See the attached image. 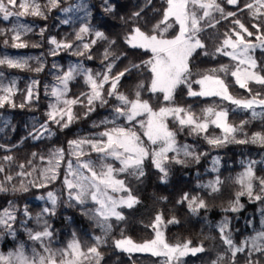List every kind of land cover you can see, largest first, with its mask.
Masks as SVG:
<instances>
[{"label":"snow or ice","instance_id":"snow-or-ice-1","mask_svg":"<svg viewBox=\"0 0 264 264\" xmlns=\"http://www.w3.org/2000/svg\"><path fill=\"white\" fill-rule=\"evenodd\" d=\"M150 3L151 0H148ZM162 19L153 26L150 32L142 31L139 26L133 27L124 37L125 43L132 49H143L150 52L151 56L140 63L129 62L122 70L113 71L116 62L121 58H127L126 54H115L113 45L116 41H108V46L101 54L102 71H93L86 68L83 63L71 64L66 71L55 76V83L47 91L53 99L48 104L45 112L46 120L29 132L28 136L33 140H42L45 137L55 135L52 125L60 131L70 128L80 119H87L98 107L103 108L109 104V98L117 103L112 106L111 119L105 117L99 122H93L92 127L104 126L103 131H98L87 136H77L67 141V148L56 147L52 149L47 158V164L39 172V180L29 183L32 187L46 188L48 184L55 182L60 177V169L64 166L62 183L67 190L68 201L78 205H85L89 201L95 206L85 211L90 215L103 235L93 238V243L87 248L82 247L78 239L73 238L66 247L53 249L50 241L53 237L51 225L44 217L55 215L57 195L48 191L39 199L47 200L52 207H44L35 217L40 230L34 231L26 228L28 237L38 242L40 250L33 247L31 254L25 251L21 244L15 250L6 255L0 253V264H101L103 254L101 247L107 243V236L112 230L110 220L124 221L125 216L119 209L133 208L140 203L133 194L127 177L141 181L146 176L145 163L150 165L160 174L161 182L166 183L171 164L187 165L189 159L199 163L202 156L207 153H198L192 145L180 144L177 134L187 130L188 135L202 137L211 148H222L228 144H251L264 148V130L253 132L251 135L244 132V126L251 120L264 121V65L258 63L255 52L264 50V0H164ZM60 0H47L43 6L39 0H0V19L9 21L15 17L17 22L10 29L0 28V36L8 38L2 41L3 45L12 48H27L29 44L22 40L23 35L33 31L32 26L19 22V18L25 16L47 19V12L58 7ZM228 6H232L229 10ZM83 7V5H81ZM106 11H112L107 7ZM63 11L68 12L65 8ZM247 15L248 22L241 19V15ZM136 12L133 17H139ZM221 21H228V29L220 34L215 49L209 52L201 34L207 29H216ZM67 23V21H64ZM174 26L178 30L171 37L166 34ZM93 33V29L85 24L74 34V41H58L55 37H48L47 43L53 45L50 54L55 56L58 51L72 49L75 41L81 43L75 45L74 55L83 56L88 60L94 57L92 47L98 40H106L101 31H94L95 39L84 42L85 35ZM10 34V36H9ZM39 35L44 36V29ZM254 38V39H249ZM32 47H40L32 44ZM215 58L217 55L228 57L231 63L220 64L198 72L197 79H193L190 64L195 56ZM36 59L38 64L32 68L29 60ZM57 67V65H53ZM28 70L36 73L44 70L39 58H13L8 55H0V109L5 105L12 108H24L34 100L39 99L37 86L39 81L33 79L24 90V102L17 105L14 97L19 89L16 80L4 83L3 69ZM146 70L150 73L148 87L145 88L141 81L136 85L133 98H129L121 92V80L133 71ZM80 77L83 79L85 91L78 95L70 96V82ZM231 80V82H229ZM199 85V90H194L193 85ZM253 85L259 86L253 90ZM184 86L189 97L218 98L214 102L200 109L199 113L193 110L191 105L181 106L175 102L177 90ZM238 86L249 93L248 98L236 97L230 92L231 87ZM149 92L154 96L162 94L165 102L159 107H153L149 99H143L142 92ZM227 102L234 107L231 109L223 106ZM82 109L77 112L76 108ZM257 108L260 111H257ZM237 110L251 113L249 120H241L239 124L229 121L230 111ZM123 118L127 126L118 124ZM139 118V119H138ZM170 122L172 127H170ZM138 124V128L135 126ZM111 125V127H108ZM219 129L220 134L209 133V128ZM242 134L243 138H238ZM12 147H15L13 145ZM0 149L10 151L5 145ZM95 153L97 160L91 158ZM169 153H172L170 156ZM36 157L38 153H32ZM4 161H11V155H5ZM118 162L117 167L115 163ZM218 158L213 159V165L218 164ZM29 164L31 161L28 162ZM264 164V161L250 160L244 170L238 174L236 183L240 190L235 199L230 203L225 212H238L243 208L240 197L247 196L250 201H264V176L257 175L256 164ZM21 169L24 165H19ZM5 169L0 165V172ZM36 171V169H33ZM122 174L126 178H119ZM18 175H31V173L19 172ZM7 181L12 176L6 177ZM222 181L217 177L200 187L207 188L211 193L218 192ZM28 185L21 182L19 189L13 187L12 191L27 192ZM9 189L5 183L0 182V193H6ZM179 204H187L193 214L208 207L201 196L184 193L177 201ZM26 217L24 223L33 219L27 206L23 209ZM17 219V209L13 202L9 201L8 207L0 209V232L15 235L14 223ZM175 216L165 220L162 213H157L153 221L145 227H150L155 237L143 243H136L129 236L121 232V238L112 241L116 249L122 252H149L153 256H163L162 264H185L183 258L197 256L204 253L206 248L201 242L193 245L191 240L169 244L162 228L167 224H178ZM230 221L227 217L217 225L219 237L225 246V252L219 253L210 264H237V255L246 254L245 264H261L260 260L252 259L253 254L264 256V221L262 229L252 237L247 238L237 245L229 231Z\"/></svg>","mask_w":264,"mask_h":264},{"label":"trees","instance_id":"trees-1","mask_svg":"<svg viewBox=\"0 0 264 264\" xmlns=\"http://www.w3.org/2000/svg\"><path fill=\"white\" fill-rule=\"evenodd\" d=\"M89 15L85 20V24L93 29V33L85 35L84 42L95 39L94 31L98 30L105 34L106 40H98L92 47L93 59L88 60L83 56L74 55L72 49L58 51L53 56L50 54L53 45L47 43L48 37H55L58 41L68 40L74 41V34L79 31V23L67 21L65 23L62 18L65 8H72L76 0H60V4L56 8H52L47 12V19L38 17L25 16L21 17L24 22L32 26L33 31L22 36V40L29 44L27 48H12L3 45L2 41L8 37L0 36V55H27L33 58H39L43 64L44 70L36 73L28 70L7 69L4 68V81L14 78L16 87L19 89L14 97L15 103L19 105L24 102V90L33 79L39 81L37 91L39 99L27 104L24 108H12L5 105L0 109V126L3 119L8 120V124L0 132V145L10 148V151L0 149V165L5 169L0 172V182L8 187L9 191L0 193V209L8 207L9 201L13 202L17 209V219L14 223L15 235H9L7 232H0V253L5 255L15 250L20 244H23L26 250L29 246H37L34 241L30 240L26 228L34 231L40 230L35 217L44 207H52L51 203L46 199H39L45 196L48 191H52L57 195V204L55 206V215L45 216L53 237L50 245L53 249H61L67 246L75 236L82 245L87 248L93 243V238L103 235L102 231L95 224L90 215H86L85 211L92 209L91 203L78 205L75 202H69L67 199V190L64 188L62 179L64 166L60 169V177L53 183L48 184L46 188L32 187L30 181L39 180L40 170L46 166L47 160H41L40 156L47 158L49 152L56 147L67 148V141L81 135H90L92 133L103 130L104 126L93 128V122H99L102 118L112 117V106L117 101L109 98V104L103 108L98 107L87 119H80L70 128L60 131L57 126L52 125V131L55 135L45 137L42 140H33L28 134L33 131L34 126L39 127L46 120L45 112L48 110V104L53 99L46 95L50 91V87L54 84V73L60 74L66 71L68 66L75 63H83L86 68L93 71H102L101 54L104 48L108 46V41H116L113 45V51L119 55L126 54L127 58H121L116 62L113 71L122 70L129 62L140 63L150 58L151 53L143 49H132L124 41V37L133 27L139 26L142 31L150 32L155 24L162 19L163 8L166 7L164 0H85ZM43 6L47 0H39ZM107 7H111L112 11H106ZM229 10L232 6H228ZM139 12V17H133V14ZM241 19L248 22L247 15L242 14ZM13 22V17L9 21L0 19V28L9 29ZM44 29V36L39 35L40 30ZM228 29V21H221L216 29H207L201 34V38L206 44L209 52L214 51L217 37ZM176 30V26L171 30ZM170 31V33H172ZM171 34H167L170 36ZM10 36V34H9ZM254 39V38H249ZM80 41L74 42L76 44ZM32 44H39L40 47H32ZM258 63L264 65V50L257 49L255 52ZM231 63L228 57L217 55L215 58L205 57L202 55L195 56L190 64L193 72V79H197L196 73L203 72L209 68L217 67L220 64ZM32 68L38 64L36 59L29 60ZM57 65V67H53ZM59 67V69H58ZM150 73L146 70L133 71L132 74L126 75L121 80L120 91L125 93L129 98L134 97L136 85L141 81L144 82L145 88L149 84ZM231 82V80H229ZM70 96L78 95L81 91H85L83 79L77 77L76 80L70 82ZM198 85H193L194 90H198ZM253 90H257L259 86L253 85ZM230 92L236 97L248 98L249 93L238 86L231 87ZM187 89L181 86L175 95V102L181 106L191 105L194 111L199 113L200 109L212 104L218 98L210 97H189ZM143 99H149L153 107H159L165 102L162 100V94L154 96L149 92H142ZM77 112L82 109L76 108ZM250 116L247 112L229 113V121L239 124L241 120H249ZM122 121V120H120ZM170 127H172L170 122ZM264 130V121L251 120L244 126V132L251 135L253 132ZM220 134L219 129L209 128V133ZM238 138H243L242 134H237ZM177 140L180 144L192 145L198 153H207L201 157L199 163L192 162L190 159L187 165L171 164L169 166V176L167 182H161L160 174L154 169L150 163H145L146 176L139 182L131 177H127L133 194L138 197L140 203L133 208L119 209L125 216L124 221H116L115 218L110 220L113 227L107 236V243L101 247L103 260L101 264H158V257L148 254L126 253L116 249L112 243L114 239L121 238V232L125 236H129L136 243H142L152 239L154 232L150 224L157 213H162L165 220L175 216L179 221L178 224H167L162 228L164 238L169 244L191 240L193 245L203 243L206 251L197 256L188 258L185 264H209V262L219 253L225 252V246L222 244L217 225L221 221L228 218L230 221L229 231L232 233L234 242L239 245L244 240L252 237L257 231L262 229V221H264V201H250L245 195L240 197V203L243 208L238 212H225L230 203L235 199L236 193L240 190V185L236 183L239 173L244 170L248 161L257 162L264 161V148H260L251 144H228L222 148H211L202 137L188 135L187 130L177 134ZM15 145V147H12ZM32 153H38L33 157ZM5 155H11V161H4ZM171 156L172 153H169ZM92 159L97 160L95 153L91 154ZM218 158V164L213 165V159ZM31 161L29 164L28 162ZM23 164L21 169L19 165ZM36 169V171H33ZM257 175L264 176V164H256ZM31 173V175H18L19 172ZM7 176H12L9 182ZM217 177L222 181L219 186L220 190L211 193L209 189L200 187L206 185L209 181L215 180ZM119 178H126L122 174ZM21 182L28 185L27 192L16 191L12 188H20ZM184 193L190 196L197 195L205 199L208 207L201 209L197 214H193L187 207V204H179L177 201ZM27 206L33 219L28 220L25 224L26 217L23 214L24 207ZM254 260H260L264 264V256L255 253L252 256ZM246 254L237 255V264H245Z\"/></svg>","mask_w":264,"mask_h":264},{"label":"rangeland","instance_id":"rangeland-1","mask_svg":"<svg viewBox=\"0 0 264 264\" xmlns=\"http://www.w3.org/2000/svg\"><path fill=\"white\" fill-rule=\"evenodd\" d=\"M81 5H83V7H81ZM88 15H89V8H88V6H87V4H86V2H85V0H76V3H75V5L72 7V8H70L69 9V11L68 12H64V14H63V18H62V20L63 21H70V22H72V23H79V25H80V27L81 26H83V25H85V20L87 19V17H88ZM17 22V20H16V18L15 17H13V22H12V24L10 25V27H9V29L13 26V24H15ZM19 22L20 23H24V24H28V23H26V22H24V20L22 19V18H19ZM29 25V24H28ZM172 29H170L169 30V32L167 33V34H171L169 37H171L172 35H174L175 34V32L178 30V26H176V30L175 31H171ZM170 31L172 32V33H170ZM166 34V35H167ZM93 36H94V34H93ZM95 37V36H94ZM86 43V42H85ZM72 50L73 51H75L76 50V48L75 47H73L72 48ZM7 55V54H6ZM8 56H10V57H13V58H28V57H30V56H27V55H8ZM76 64V63H75ZM58 69H59V67H58ZM60 73L59 72H55L54 73V78H55V76L56 75H59ZM11 80H15L14 78H11V79H8V80H6V81H4V83H8V82H10ZM56 81L54 80V83H55ZM199 86V85H198ZM198 90H199V87H198ZM223 106H226V107H228V108H232V107H234V106H232V105H230V104H227V102H223ZM257 111H260V109L259 108H257ZM235 112H245V111H240V110H237V111H235ZM248 114H249V116H251V113H250V111L249 112H247ZM105 118V117H104ZM104 118H102V119H104ZM101 119V120H102ZM109 119H111V118H109ZM139 119V118H138ZM121 120L122 121H117V123L118 124H121V125H124V126H127V122L123 119V118H121ZM8 124V120L6 119V118H4L3 119V122H2V126H0V132L5 128V126ZM137 128H138V124L137 125H135ZM108 127H111V125H108ZM103 130H104V128H103ZM103 130H101V131H103ZM81 136H87V135H81ZM92 158V157H91ZM113 163H115V165L118 167L119 166V163L118 162H113ZM88 203H91L92 204V202L91 201H89ZM94 206V205H93ZM95 207V206H94ZM93 207V208H94ZM93 219V218H92ZM94 220V219H93ZM94 222H95V224H96V221L94 220ZM99 228V227H98ZM100 229V228H99ZM101 230V229H100ZM155 237V233H154V235H153V237H152V239ZM143 243V242H142ZM34 244H36L37 246H34V245H32V246H29V248L26 250V248H25V246H24V248H25V251L28 253V254H31V250H32V248L33 247H35V248H37V250L39 251L40 250V247H39V244H38V242H34ZM21 245V244H20ZM19 245V246H20ZM119 250V249H118ZM121 251V250H120ZM127 253V252H126ZM133 253H136V254H148V255H152L151 253H149V252H143V253H141V252H133ZM153 256V255H152ZM155 257H158V256H155ZM191 257H193V256H188V257H185V258H183L185 261L188 259V258H191ZM159 258V260H158V264H162V262L165 260V257H163V256H159L158 257ZM196 264H199V263H196ZM209 264H210V262H209Z\"/></svg>","mask_w":264,"mask_h":264}]
</instances>
